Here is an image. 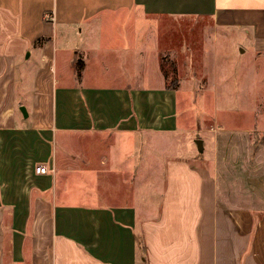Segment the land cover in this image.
Returning <instances> with one entry per match:
<instances>
[{"label": "crops", "instance_id": "1", "mask_svg": "<svg viewBox=\"0 0 264 264\" xmlns=\"http://www.w3.org/2000/svg\"><path fill=\"white\" fill-rule=\"evenodd\" d=\"M163 17L203 21L208 57L225 28L264 59V0H0V264H264V141L223 129L216 108L188 122L170 84L108 81L165 27L170 41ZM191 124L202 154L166 158L158 211L120 203L135 176L105 138ZM99 175L124 182L77 200L59 187Z\"/></svg>", "mask_w": 264, "mask_h": 264}, {"label": "rangeland", "instance_id": "2", "mask_svg": "<svg viewBox=\"0 0 264 264\" xmlns=\"http://www.w3.org/2000/svg\"><path fill=\"white\" fill-rule=\"evenodd\" d=\"M162 19L168 28L170 27V41H166L165 27L164 39L158 36L152 42L157 49L150 51L151 58L137 57L134 68L123 64L125 58L119 59L121 70L115 75L116 78H110L108 81H140L143 85L175 86L179 92V114L188 115V122L196 120L199 114L213 113L216 108L214 118L221 122L223 129H246L250 134L251 145L262 147L264 59L253 56L252 48L244 41L247 34L220 28L211 43L212 53L208 57L209 45L207 42H201L203 21L194 17ZM205 33H208L207 28ZM240 47L244 52L239 51ZM111 66L113 71L117 69L116 63ZM136 70L137 73H131ZM191 126L192 130L185 129L172 134L144 131L131 135L127 132H112L105 138L103 145L115 150L112 155L115 158L126 159L135 176V180L124 187L125 193L120 196V203L134 204L139 216L158 211L165 182L166 158L182 154H202V151L198 152L196 142L192 140L194 135L199 134L196 128L200 127L195 124ZM195 158L196 160H191L198 162L197 155ZM199 163L211 168L210 160H204L202 163L199 160ZM78 181L80 182L72 186L61 180L59 187L63 192H73V200H77L85 192L98 198L102 190L117 191L124 182L109 179L103 181L101 175L97 181L94 176L88 185L81 182L83 180ZM97 200L91 204H110L109 201Z\"/></svg>", "mask_w": 264, "mask_h": 264}, {"label": "water", "instance_id": "3", "mask_svg": "<svg viewBox=\"0 0 264 264\" xmlns=\"http://www.w3.org/2000/svg\"><path fill=\"white\" fill-rule=\"evenodd\" d=\"M239 51H240V52H243L244 49L240 47V48H239ZM19 109H20V111L22 112L23 116H27V111H26V109H25V107H24L23 105H21V106L19 107ZM195 142H196V145H197V149H198L199 151H202V149H203L202 140H201L200 138H197V139L195 140Z\"/></svg>", "mask_w": 264, "mask_h": 264}, {"label": "built area", "instance_id": "4", "mask_svg": "<svg viewBox=\"0 0 264 264\" xmlns=\"http://www.w3.org/2000/svg\"><path fill=\"white\" fill-rule=\"evenodd\" d=\"M34 171L36 174H44V173H47V167L44 166L43 164H38V165H35Z\"/></svg>", "mask_w": 264, "mask_h": 264}]
</instances>
